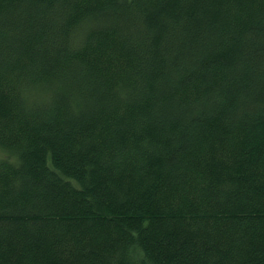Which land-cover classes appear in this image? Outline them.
<instances>
[{
    "label": "trees",
    "instance_id": "16d2710c",
    "mask_svg": "<svg viewBox=\"0 0 264 264\" xmlns=\"http://www.w3.org/2000/svg\"><path fill=\"white\" fill-rule=\"evenodd\" d=\"M0 264H264V0H0Z\"/></svg>",
    "mask_w": 264,
    "mask_h": 264
}]
</instances>
